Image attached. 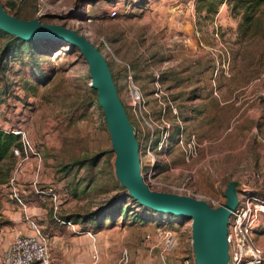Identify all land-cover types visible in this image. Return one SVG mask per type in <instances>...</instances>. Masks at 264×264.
Here are the masks:
<instances>
[{
    "label": "rangeland",
    "instance_id": "rangeland-1",
    "mask_svg": "<svg viewBox=\"0 0 264 264\" xmlns=\"http://www.w3.org/2000/svg\"><path fill=\"white\" fill-rule=\"evenodd\" d=\"M41 1L44 5L38 6L36 0H23L14 9L37 19L51 17L40 22L75 31L99 49L137 142L142 128L127 105L128 76L139 87L153 121L159 120L165 104L164 99L152 97L156 83L176 109L182 126L186 102L194 97L201 100L205 115L196 126L198 132L193 133L200 148L188 184L194 197L223 204V191L234 182L236 188L253 189L264 198V145L257 141L264 135L260 121L263 109L252 114L245 107L252 95L261 105L264 90V5L246 25L241 19L244 9L237 0ZM7 3L0 0L3 6ZM38 10L41 17H36ZM111 11L115 16L109 18ZM6 39L0 37V48ZM9 60L0 62V130H22L40 155L38 166L31 161L21 168L16 186L26 192L19 194L31 219L49 242L59 247L57 255L49 254V263L70 264V251L81 252L83 248L81 231L85 228L94 234V229L91 224L71 229L59 221L73 224V216L92 212L120 188L113 175V153L103 116L97 102H92L87 65L76 49L62 44L48 49L46 55H37L40 84L26 75V67H20L22 61ZM23 61L31 67L29 61ZM174 119L165 107L164 120L171 125L168 164L159 163L155 172L163 179L182 183L188 166L176 143ZM141 150L138 144L140 155ZM94 155L99 159L88 166L85 161ZM33 182L36 190L55 194V213L48 196L36 195ZM3 197V207L11 214L17 212L7 196ZM130 216L124 213L114 224L104 223L109 245L105 262L98 264H140L136 253L120 262V225L133 222ZM261 218L254 240L264 252V216ZM163 220L133 223L171 231L179 239L182 258H192L190 222L168 216ZM1 221L7 223L0 227V256L12 239L8 217L1 216ZM95 249L101 258L96 245ZM88 259L89 264L96 261L91 259V252Z\"/></svg>",
    "mask_w": 264,
    "mask_h": 264
},
{
    "label": "built area",
    "instance_id": "built-area-1",
    "mask_svg": "<svg viewBox=\"0 0 264 264\" xmlns=\"http://www.w3.org/2000/svg\"><path fill=\"white\" fill-rule=\"evenodd\" d=\"M8 1L14 6H17L21 4L23 0ZM36 1L39 3L38 6L44 5L41 0ZM46 8L49 11L52 9L50 7ZM40 13L41 10H38L36 17H41ZM114 16V11L108 14L109 18ZM155 78H157L156 75ZM126 97L128 102L127 105L131 107L132 113L137 117L142 128V134H139V142H137V145L139 144V149L140 147L142 149L141 155L138 153V156L140 175L143 183L152 191L188 196L199 200V198L194 197L190 193L188 186L195 171L192 163L197 158L198 149L200 148L196 136L185 131L186 129H184L185 126H182V121L177 118L176 109L171 105L166 94L157 83L155 84L152 97L155 100H165L158 121H153L150 118L147 112L146 100L139 87L130 76L127 77ZM260 98L264 103V90L260 93ZM165 107L175 116L174 120L178 128L176 143L180 150L183 163L188 166L186 170L187 178L182 183L163 179L155 172L159 163L163 162L168 164V138L171 125L164 120ZM10 133L18 137L19 146L11 150L14 167L6 182L5 190L7 198L21 211L22 221L26 229L25 232L20 230L13 235L9 245L0 256V264H50L48 237L41 232L39 226L27 213V207L22 201L16 186L18 172L21 168L31 161H34L36 166H38L40 163V155L33 150L30 141L22 130L10 131ZM170 171L172 170L170 169ZM254 178L256 179L258 176L256 175ZM32 185L34 188L35 182H33ZM34 191L36 195H46L49 197L48 200L52 204V211L55 213L57 209L55 194L50 190L43 193L34 188ZM251 192L252 191L247 188L240 189L237 196L238 204L228 218L226 227V242L228 246L227 264H264V252L257 246L254 240V231L259 226V218L264 216V198L256 197L252 195ZM200 200L205 201L211 208H216L222 204L206 199ZM60 223L69 226L71 229L75 227V225L68 222ZM155 235L159 239L160 256L163 259V256L174 248L176 244L175 238L171 231L160 228L155 229ZM83 236L94 242L95 235L91 232H85ZM145 239H148V237ZM97 256L98 253L95 247H93L91 259L94 261L96 260L94 264H98L99 257ZM126 256V252L122 250L120 253V262L123 261ZM179 264L194 263L192 258H182Z\"/></svg>",
    "mask_w": 264,
    "mask_h": 264
},
{
    "label": "water",
    "instance_id": "water-1",
    "mask_svg": "<svg viewBox=\"0 0 264 264\" xmlns=\"http://www.w3.org/2000/svg\"><path fill=\"white\" fill-rule=\"evenodd\" d=\"M0 32L24 43L41 39L60 42L79 52L87 65L89 88L95 92L103 116L113 153V175L118 186L139 207L190 222V248L194 264H227L226 227L230 214L238 204L240 189L236 188V184L229 182L226 185L224 202L216 208L188 196L150 190L140 175L134 128L117 95L108 64L94 45L62 26L42 23L37 18L16 19L8 15L1 5Z\"/></svg>",
    "mask_w": 264,
    "mask_h": 264
},
{
    "label": "trees",
    "instance_id": "trees-1",
    "mask_svg": "<svg viewBox=\"0 0 264 264\" xmlns=\"http://www.w3.org/2000/svg\"><path fill=\"white\" fill-rule=\"evenodd\" d=\"M228 0H225L227 2ZM239 6L243 7V12L241 13L242 22L246 25H249L252 18L258 11V9L264 5V0H237ZM222 4V2H220ZM1 5V4H0ZM2 9L10 16L21 19V20H31L34 16L31 15H21L19 11H15V6L11 3L5 4V6L1 5ZM44 18H51V17H41L38 18L39 21H42ZM0 37L7 39L4 41L0 48V62L7 61V58H10L9 61H22L20 62V67H26V75H29L32 79V82L40 84V79L38 78L41 74L37 71V55H46L48 53V49H52L55 47H62V43L55 42L51 40H36L30 43H24L13 37L7 36L6 34L0 32ZM98 52L99 49L96 48ZM23 56L28 57L22 59ZM23 60H27L30 62V66H26V63ZM24 68V67H23ZM109 68V66H108ZM110 70V69H109ZM19 74L22 76L21 69L18 71ZM111 73V71H110ZM18 75V74H17ZM111 77L113 78L112 74ZM26 83V81H25ZM94 95L95 99V92L91 90ZM0 104H2L0 100ZM129 120V119H128ZM18 137L12 135L9 131L0 130V187L5 189L6 182L11 175V172L14 167V160L12 158L11 150L12 148L18 147ZM98 156L94 155L91 158L87 159L85 163L88 166H93L96 163ZM80 164V163H79ZM84 165V164H83ZM118 192L111 196L107 201H105L101 206L97 209L89 212L85 215L80 216H73L74 218L71 220L74 225H87L91 224L94 229V233L100 232L103 227L104 223H112L114 224L117 219L124 217V213L131 215L130 218L135 222H155L159 221V223H163V218L165 215H160L139 207L136 202L129 199L126 195V192L122 188H118ZM175 218V217H171ZM68 219V218H67ZM178 219L179 222H182L181 219ZM60 222H68L70 220H61ZM7 222L1 221V214H0V227L3 226ZM64 225V224H61ZM85 228L81 231L82 233L87 232ZM42 232V231H41ZM43 233V232H42ZM44 234V233H43ZM45 235V234H44Z\"/></svg>",
    "mask_w": 264,
    "mask_h": 264
},
{
    "label": "crops",
    "instance_id": "crops-1",
    "mask_svg": "<svg viewBox=\"0 0 264 264\" xmlns=\"http://www.w3.org/2000/svg\"><path fill=\"white\" fill-rule=\"evenodd\" d=\"M198 74H199V71L193 75H196L195 77H198ZM210 99L211 98L209 97V100ZM200 101L201 100L199 98L194 97L190 101L186 102L187 111H186L185 118H184V121H185L184 125H185V129L187 133H191V134L197 133L198 131L196 130V128L198 127L201 117L205 115L204 113L205 110L201 104L202 102ZM259 101L261 102V105L258 104V101L255 100V96L252 95L248 98V101L245 104V107L247 108L246 109L247 113H252V114H256L255 112L258 109L259 110L263 109L261 110L263 115L260 121H261V130L264 132V103L261 98ZM212 107L213 108L215 107L213 101H212ZM216 108H218V105L216 106ZM257 141L259 144L264 145V135H262L260 139H258ZM18 188H19V193L21 195L22 194L25 195L26 192L20 189V187ZM247 189L252 191L251 192L252 195L263 198V196L257 193H254L253 189H250V188H247ZM3 196L6 197L7 193L4 188L0 187V206H1L2 200L4 199ZM14 207L16 208L17 212H14L12 214L9 212V209L3 207V203H2V207H0L1 216L8 217V220L11 223L10 237L11 236L13 237V235L17 231L21 230L25 232V229H26V226L22 221L21 211L15 205ZM19 217H21V221ZM133 222L130 223L131 225L128 224L129 226L123 223L120 225V232H121L120 233V250L121 251L122 250L125 251L127 256L129 255L130 258L132 257L133 253L138 254L140 264H179L180 263L182 259V251L179 250L180 242L178 238L175 239L176 244L174 248L170 252L166 253L162 259L160 256V246H159V241H158L159 239L158 237L154 235L155 226L145 225L144 227H142L139 224L138 225L139 227H137ZM125 225L128 228H125ZM108 232H109L108 230L103 229L100 232L94 233L95 235L94 242H92L90 239H88L85 236L80 237L82 239L80 240V243L82 244L83 248L80 249L81 252H79L78 249L70 251L69 253L70 264H77V261H79L78 264H89L90 260L88 259V257L90 255V252H92V248L95 247V245L99 250L100 257L102 256L101 258H98V262L100 261L105 262L104 252L107 251L106 248L109 245V242H107ZM146 237H148V239H145ZM50 241H54V238L50 239ZM53 243L54 242H49V239H48L49 254L51 256H54V254L57 255L59 251V247L53 245ZM77 258H80V259H77Z\"/></svg>",
    "mask_w": 264,
    "mask_h": 264
}]
</instances>
